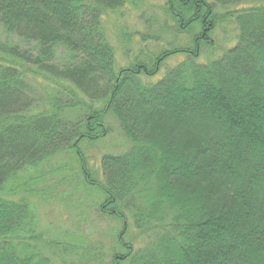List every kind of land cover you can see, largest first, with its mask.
<instances>
[{"label":"trees","instance_id":"obj_1","mask_svg":"<svg viewBox=\"0 0 264 264\" xmlns=\"http://www.w3.org/2000/svg\"><path fill=\"white\" fill-rule=\"evenodd\" d=\"M139 1L0 0V25L35 52L0 44V122L12 120L0 126V264H66L77 250L55 254L29 201L3 194L62 150L78 155L83 183L105 197L101 216L126 220L105 264H264V7L166 0L161 34L187 40L140 49L117 69L103 19ZM227 23L235 43L200 62ZM140 40L163 44L156 32ZM57 48L73 61L55 65ZM171 57L182 59L161 67ZM30 80L55 81L65 100L34 114ZM71 108L81 112L74 120L63 115ZM108 115L129 146L105 154L96 172L79 146L104 139Z\"/></svg>","mask_w":264,"mask_h":264},{"label":"rangeland","instance_id":"obj_2","mask_svg":"<svg viewBox=\"0 0 264 264\" xmlns=\"http://www.w3.org/2000/svg\"><path fill=\"white\" fill-rule=\"evenodd\" d=\"M165 2L166 0H141L132 5L128 4L103 19L107 39L114 48L117 69L131 66L132 57L140 49L145 50L147 47L146 50L150 51L164 50L168 41L173 42L178 38L187 40L183 36H173L170 31L161 34L162 25L167 20ZM242 3L264 7V0H242ZM241 5L240 3L238 7ZM236 7L237 5L220 6L217 8V12L231 11ZM152 32L160 33V43L163 44L155 46L151 42L150 44L142 43L140 37ZM236 34L235 26L231 23L217 25L210 35L214 44L207 49L204 48L205 53L199 61L209 62L222 55L235 43ZM2 43L9 46L19 45L23 50L28 49L34 52L33 45H23L16 36L8 35L0 25V44ZM176 44L175 47L184 46L180 41H177ZM53 56V63L59 66L68 65L74 59L73 55L60 48H57ZM173 57L167 60L165 65L163 63L161 67L164 66L163 68L167 69L169 66H175L182 59ZM54 82L27 81L28 90L37 104L34 114L40 112L42 108L48 109L55 98L65 100V92ZM92 105L94 107L101 106L99 103H92ZM80 114L78 109L71 108L63 115L69 120H74ZM105 120L108 134L104 139L94 141V143L83 142L79 146L80 156L84 155L87 163L94 171L96 169V172H99V161L105 154L116 156L124 153L129 146V142L125 140L119 129L117 120L109 115ZM11 121V119L1 121L0 126L2 123ZM79 167L78 155L74 151L62 150L37 167L18 173L5 185L3 194L14 193L16 199L22 196L29 201L34 212L36 233L40 234L42 242L48 243L53 249H59V251H54L55 254L62 258L65 245L77 248L76 251H71L72 254L65 261L66 264H101L102 261L105 264L109 259V248L118 251L116 238L124 231L126 220L101 216L100 206L103 205L105 197L97 186L93 187L83 183L78 172ZM142 242L143 239H140L139 244ZM120 252L122 251L120 250L118 253ZM57 263L63 264L61 261Z\"/></svg>","mask_w":264,"mask_h":264}]
</instances>
